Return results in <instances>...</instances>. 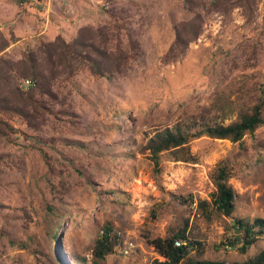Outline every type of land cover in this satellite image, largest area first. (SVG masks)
Here are the masks:
<instances>
[{
	"label": "rangeland",
	"instance_id": "1",
	"mask_svg": "<svg viewBox=\"0 0 264 264\" xmlns=\"http://www.w3.org/2000/svg\"><path fill=\"white\" fill-rule=\"evenodd\" d=\"M258 97L264 0H0V264H155L150 240L179 230L200 243L187 258L253 257L264 230L245 253L229 241L237 219L264 218V124L165 150L158 168L145 143ZM222 167L230 216L211 202ZM105 224L117 243L98 260Z\"/></svg>",
	"mask_w": 264,
	"mask_h": 264
},
{
	"label": "trees",
	"instance_id": "2",
	"mask_svg": "<svg viewBox=\"0 0 264 264\" xmlns=\"http://www.w3.org/2000/svg\"><path fill=\"white\" fill-rule=\"evenodd\" d=\"M31 0H16L17 3L23 4ZM189 0H184L185 5ZM41 8V5L38 7ZM35 76H32V80ZM225 106L228 107V111H225L220 117L224 118L229 116L235 108L237 110V118L227 124L216 122V120L210 121L203 117L198 120L192 119L189 122H176L171 126L161 127L155 130L153 135L148 138L145 143V149H147L152 159L155 161L156 168L159 162V156L166 151H179L183 149L192 140L201 136H208L211 138L228 139L232 142L241 141L245 134L253 133L258 127L264 124V100L260 97L252 106H242L233 101H226ZM212 120V119H211ZM0 119V134L7 136L8 127L6 123L1 125ZM227 171L222 167L220 168L214 177L215 190L211 194L212 205L214 209L221 212L226 216H230L235 210V193L231 185L227 182ZM192 199V198H191ZM185 200V199H184ZM200 204L205 205V201H201ZM237 229L242 232V235H236L233 240L229 241L231 245H236L240 242L238 249L245 253L251 247V245L258 239L264 230V218L257 217L253 223L244 221L243 219H237ZM112 227L109 224L103 226V232L95 238L93 253L98 260H102L105 256L113 250L117 241L114 239L115 235L111 234ZM190 235L185 230H179L172 236H167L164 239L154 238L150 240V243L155 246L159 253L165 257L163 261H156L155 264H227L222 260H210V259H194L187 258L189 251L194 244H200L197 241L192 240ZM184 240L185 245L177 246L176 240ZM234 264H264V248L261 249L256 255L250 257L242 262Z\"/></svg>",
	"mask_w": 264,
	"mask_h": 264
},
{
	"label": "built area",
	"instance_id": "3",
	"mask_svg": "<svg viewBox=\"0 0 264 264\" xmlns=\"http://www.w3.org/2000/svg\"><path fill=\"white\" fill-rule=\"evenodd\" d=\"M22 82L23 83L21 85H23V86H29V85H32L33 84L32 81H30L29 79H24ZM175 244L177 246H180V245H185L186 242L184 240L179 239V240H176L175 241Z\"/></svg>",
	"mask_w": 264,
	"mask_h": 264
}]
</instances>
